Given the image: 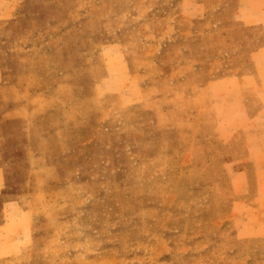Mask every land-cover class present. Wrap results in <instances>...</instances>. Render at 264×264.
I'll list each match as a JSON object with an SVG mask.
<instances>
[{
  "label": "rangeland",
  "instance_id": "rangeland-1",
  "mask_svg": "<svg viewBox=\"0 0 264 264\" xmlns=\"http://www.w3.org/2000/svg\"><path fill=\"white\" fill-rule=\"evenodd\" d=\"M157 5L19 0L0 19V204L31 206L0 264H264V129L215 80L213 37ZM236 132L257 191L230 209Z\"/></svg>",
  "mask_w": 264,
  "mask_h": 264
},
{
  "label": "crops",
  "instance_id": "crops-1",
  "mask_svg": "<svg viewBox=\"0 0 264 264\" xmlns=\"http://www.w3.org/2000/svg\"><path fill=\"white\" fill-rule=\"evenodd\" d=\"M18 1L0 0V19L13 17ZM156 1L159 2L157 10L161 13L174 20L180 18L189 24L197 19L200 34L213 37L216 64L219 65L215 80L234 82L236 88L232 90L244 102L245 126L255 130L264 129V0ZM173 31L174 26L169 32ZM230 127L235 128L234 125ZM239 137L246 139L243 140L246 148L241 158L245 162L248 181L244 190H228L227 204H230V209L235 201L241 199L248 204L254 200L257 191L255 171L250 166L254 154L252 142L236 132L232 134L230 144L237 143ZM261 142L264 143L263 138ZM4 187L3 171L0 168V195ZM20 199L19 195H9L0 204V260L12 256L29 241L31 206L21 204ZM233 216L231 213L230 218Z\"/></svg>",
  "mask_w": 264,
  "mask_h": 264
}]
</instances>
